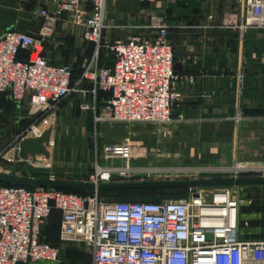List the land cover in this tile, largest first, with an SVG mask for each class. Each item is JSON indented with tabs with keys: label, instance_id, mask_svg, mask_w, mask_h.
Returning a JSON list of instances; mask_svg holds the SVG:
<instances>
[{
	"label": "built area",
	"instance_id": "built-area-1",
	"mask_svg": "<svg viewBox=\"0 0 264 264\" xmlns=\"http://www.w3.org/2000/svg\"><path fill=\"white\" fill-rule=\"evenodd\" d=\"M234 1L239 23L232 28L242 34L264 30V0ZM37 3L34 15L42 21L38 37L16 29L0 36V93L10 91L11 100L27 109L31 118L29 128L15 138L14 149L20 152L21 142L48 132L54 115L83 87L92 88L94 95H109L95 118L97 125L168 126L173 122V111L181 99L177 86L184 78L175 71L170 27L163 18H152L145 28L149 34L111 44L104 38L106 0ZM66 19L80 26L84 41L95 45L94 55L74 86L73 68L55 65L44 55L45 46ZM104 52L112 55V65L101 63ZM82 109L91 108L83 105ZM1 157L0 174L12 175ZM135 157L127 144L106 145L102 158L122 160L126 166L98 164L83 182H131L118 178L165 171L133 168ZM6 162L11 168L46 167L37 156L6 158ZM172 173L189 177L185 179L264 177V167ZM44 179L62 181L55 174ZM239 189L190 190L188 199L154 203L109 201L99 192L81 196L50 188L2 185L0 264L58 262L63 248L52 246L42 236L55 211L61 214V244L90 248L92 264H264V241L241 239L240 213L251 201Z\"/></svg>",
	"mask_w": 264,
	"mask_h": 264
},
{
	"label": "crops",
	"instance_id": "crops-1",
	"mask_svg": "<svg viewBox=\"0 0 264 264\" xmlns=\"http://www.w3.org/2000/svg\"><path fill=\"white\" fill-rule=\"evenodd\" d=\"M37 4V0H0V36L16 29L38 37L42 21L34 15ZM154 17L163 18L170 27L175 71L184 78L177 86L181 99L170 125H97L95 118L109 95H94L89 87L81 88L58 112L63 110L68 116L78 106L80 111L91 113L94 127L100 129L101 145L130 146L136 155L133 168L174 172L234 166L263 168L264 30L251 29L242 34L232 28L239 23L234 0H106L104 38L112 44L149 34L145 28ZM226 22L230 26H225ZM69 24L67 19L59 24L62 33L57 35L61 37L48 42L44 55L55 65L73 68L74 86L83 70L77 73V60L73 58L68 64L67 57L61 56V41L71 31ZM77 37L76 45L92 47L86 65L95 53V45ZM83 53L87 54L84 50L77 56ZM109 56L101 53V63ZM83 105L91 109L83 110ZM21 110L8 95L0 93V112L20 115ZM30 124L24 128L22 124L9 143L14 146L15 138ZM19 153L11 147L2 158L16 159ZM60 230L61 214L55 211L43 228V239L63 248Z\"/></svg>",
	"mask_w": 264,
	"mask_h": 264
},
{
	"label": "rangeland",
	"instance_id": "rangeland-1",
	"mask_svg": "<svg viewBox=\"0 0 264 264\" xmlns=\"http://www.w3.org/2000/svg\"><path fill=\"white\" fill-rule=\"evenodd\" d=\"M68 21V20H67ZM70 30L67 32L66 40L61 41L63 57H67L66 62L70 64L71 59H76L74 70L80 73L83 70L88 56L92 52V47L86 44L76 45L77 35L81 40L82 29L73 21H68ZM62 33L58 28L56 34L49 42L58 40ZM65 38V37H64ZM78 38V37H77ZM79 40V39H78ZM86 51L87 54L78 57L80 52ZM111 55V54H110ZM31 123L28 111L22 108L21 114H8L0 112V156L5 157L7 152L13 147L10 140L14 138L17 131L23 124V128ZM26 130V129H25ZM100 130V129H99ZM93 125L92 114L80 111L78 106H74L71 115L66 116L61 110L53 117L51 125V144L47 145L49 157L42 155L37 159L46 166L43 169L23 165L13 167L1 157V162L9 167L12 175L26 178H46L50 174H55L58 178L68 179L69 181H86L95 173L98 164L103 167H125L126 162L122 160H106L102 158V150L105 145H101V133ZM14 140V139H13ZM10 165V166H9ZM133 166V164H132ZM154 171V169L152 170ZM174 171H162L161 174H149L145 176L132 175L119 180H130L131 182L140 181H166L184 180L189 178L185 175H177ZM81 179V180H80ZM240 194L251 201L245 207L244 215L240 226L241 239L249 241H264V187H245L239 189ZM190 190H166V191H134V192H108L103 197L109 201L123 202H163L181 201L188 199ZM52 264H92V253L90 248L85 245H67L61 250L60 260Z\"/></svg>",
	"mask_w": 264,
	"mask_h": 264
},
{
	"label": "water",
	"instance_id": "water-1",
	"mask_svg": "<svg viewBox=\"0 0 264 264\" xmlns=\"http://www.w3.org/2000/svg\"><path fill=\"white\" fill-rule=\"evenodd\" d=\"M176 68V66H175ZM10 98L11 92L6 93ZM51 143V131L46 132L41 138L27 139L20 144L19 156L27 160L29 156L49 157L47 145ZM0 184L27 187V188H50L57 190H73L81 192H112V191H135V190H213L245 187H264V177L247 178H212V179H184L166 181H140L118 182L109 184H91L80 181H49L45 179H27L10 174H0ZM198 197V194L195 195Z\"/></svg>",
	"mask_w": 264,
	"mask_h": 264
},
{
	"label": "trees",
	"instance_id": "trees-1",
	"mask_svg": "<svg viewBox=\"0 0 264 264\" xmlns=\"http://www.w3.org/2000/svg\"><path fill=\"white\" fill-rule=\"evenodd\" d=\"M105 54H107V53L105 52ZM109 57L110 58H108V60H105L102 63L103 64H108V65H112V63H113V57H112V55H110ZM37 179H44V178H37ZM2 185L3 184H0V186H2ZM4 186H11V185H4ZM61 191H64L66 193H73V194H77V195H81V196H86V195H89L91 193V192H81V191H73V190H61ZM135 191H166V190H135ZM112 192L126 193V192H134V191H112ZM104 193H108V192H101L100 193V196L103 197ZM121 202H123V201H121ZM154 203H159V202H154ZM244 211H245V208H243L241 210V213H240V226H241V222H242V216L244 215Z\"/></svg>",
	"mask_w": 264,
	"mask_h": 264
}]
</instances>
